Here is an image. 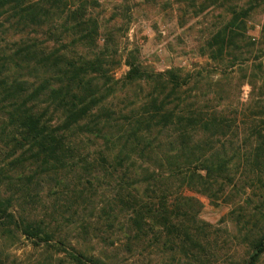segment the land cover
<instances>
[{"label": "rangeland", "instance_id": "rangeland-1", "mask_svg": "<svg viewBox=\"0 0 264 264\" xmlns=\"http://www.w3.org/2000/svg\"><path fill=\"white\" fill-rule=\"evenodd\" d=\"M55 8L37 35H0V56L32 42L47 52L67 46L75 59L104 52L116 63L101 91L110 95L87 128L70 133L73 167L42 172L29 154L0 141L2 200L12 197L17 219L50 235L47 242L28 239L5 221L0 264H75L63 249L101 264H249L264 235V0H61ZM86 34L93 46L78 42ZM128 54L151 74L188 76L179 110L219 124L195 132L191 144L200 143L209 159L231 160L227 178L190 184L183 175L197 164L171 170L179 136L170 125H137L159 87L124 81ZM8 63L11 79H33ZM139 202L167 210L137 226Z\"/></svg>", "mask_w": 264, "mask_h": 264}, {"label": "trees", "instance_id": "trees-1", "mask_svg": "<svg viewBox=\"0 0 264 264\" xmlns=\"http://www.w3.org/2000/svg\"><path fill=\"white\" fill-rule=\"evenodd\" d=\"M60 1L0 0V18L3 19L2 23L7 24L5 27L0 24V35L8 32L23 34L28 30L37 35L43 26L51 24L52 16L56 15L55 5L57 6ZM76 14L77 12L73 11L68 15L74 18ZM84 28L85 25L79 27L83 33L86 32ZM95 41L91 34H86L78 42H87L93 46ZM16 44L13 54L9 57L6 54L0 56V106L3 110L0 112L2 113L0 119L4 116L5 120L0 122V141L2 138L6 139L8 143L2 141L3 146L11 144L10 150L14 153L20 151L21 155L29 154L35 163L39 162L36 167L42 172L51 168L58 170L63 168L62 166L73 167V153L77 144L74 138H70V133L75 128H87L86 120L110 95V89L103 95L101 91L112 80L111 66L116 63L106 59L102 54L104 52H100L94 59H75L73 53L67 51V46H63L66 49L64 52L56 47L47 52L34 42L25 46ZM14 60L17 62L14 63ZM10 61L18 70L32 72L33 79H11L7 74ZM124 64L127 67L125 82H152L159 87L155 89L159 90L156 92L158 94L155 93L149 102L151 111L148 117H139L137 125L156 124L163 127L170 125L174 128L179 136L180 147L171 160L166 159L172 163L171 170L175 171L178 167L184 166L187 171L192 164L193 166L197 164L195 171L193 169L183 175V180H190V184L194 177L203 182L207 176H212L213 180L218 175L219 179L227 178L231 160L209 159L206 153L202 152L200 143L191 144L190 139L192 140L195 132L206 131L210 127H218L219 124L215 118L207 121L200 113L179 110L183 103L182 96L185 93L184 86L187 84L188 76L182 75L179 70L151 74L142 69L132 54L126 55ZM144 110L147 112V108ZM124 157L125 155L118 161ZM180 160L182 162L179 165H173L175 161ZM124 172L129 174L131 169L125 168ZM203 172L206 176L202 175ZM2 199L0 196V225L6 222L12 224L28 239L44 242L50 240V235L39 226L35 227L17 219L11 211L12 197ZM125 202L132 204L131 199ZM143 205L145 204L139 202L136 209H133V222L137 226L145 227L144 225L153 221L156 212L167 210L165 204L157 209L149 204ZM63 251L75 264L88 262L101 264L82 254H73L65 249ZM263 254L264 235L254 243L249 264H257Z\"/></svg>", "mask_w": 264, "mask_h": 264}]
</instances>
